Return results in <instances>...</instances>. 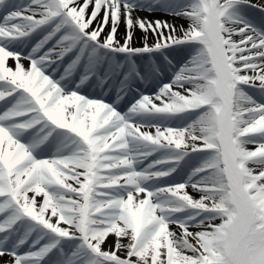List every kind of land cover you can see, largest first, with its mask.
I'll list each match as a JSON object with an SVG mask.
<instances>
[{
	"label": "snow or ice",
	"instance_id": "obj_1",
	"mask_svg": "<svg viewBox=\"0 0 264 264\" xmlns=\"http://www.w3.org/2000/svg\"><path fill=\"white\" fill-rule=\"evenodd\" d=\"M0 264H264V0H0Z\"/></svg>",
	"mask_w": 264,
	"mask_h": 264
},
{
	"label": "bare ground",
	"instance_id": "obj_2",
	"mask_svg": "<svg viewBox=\"0 0 264 264\" xmlns=\"http://www.w3.org/2000/svg\"><path fill=\"white\" fill-rule=\"evenodd\" d=\"M253 2H255V0H253ZM139 15L141 16H148L149 19H161V20H167L169 23H173L176 24L177 26L181 25V24H186V21H184L181 18H177L171 15H167L165 13H161V12H156L153 13L152 15H149L147 12H141L139 13ZM256 22L259 23V15L258 13H253ZM120 33H123V25H121V29H120ZM136 46H139V37H140V32L137 31L136 32ZM118 38H119V34H118ZM9 65H11L13 62L11 60L8 61ZM109 243H112V240H109Z\"/></svg>",
	"mask_w": 264,
	"mask_h": 264
},
{
	"label": "rangeland",
	"instance_id": "obj_3",
	"mask_svg": "<svg viewBox=\"0 0 264 264\" xmlns=\"http://www.w3.org/2000/svg\"><path fill=\"white\" fill-rule=\"evenodd\" d=\"M193 195H195V193H193Z\"/></svg>",
	"mask_w": 264,
	"mask_h": 264
}]
</instances>
